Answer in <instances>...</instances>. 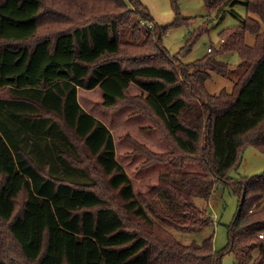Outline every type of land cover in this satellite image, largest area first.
Masks as SVG:
<instances>
[{
  "label": "trees",
  "instance_id": "obj_1",
  "mask_svg": "<svg viewBox=\"0 0 264 264\" xmlns=\"http://www.w3.org/2000/svg\"><path fill=\"white\" fill-rule=\"evenodd\" d=\"M204 2L221 20L240 6L248 17L186 65L162 45L168 28L143 26L140 0H0V264H264V173L231 176L244 148L264 154V0ZM139 27L146 42H126ZM230 54L246 69L213 96ZM218 183L239 200L226 251L213 237L183 245L168 228L212 226L193 197Z\"/></svg>",
  "mask_w": 264,
  "mask_h": 264
},
{
  "label": "rangeland",
  "instance_id": "obj_2",
  "mask_svg": "<svg viewBox=\"0 0 264 264\" xmlns=\"http://www.w3.org/2000/svg\"><path fill=\"white\" fill-rule=\"evenodd\" d=\"M142 5L148 9L151 21L142 22L143 26L150 30H157L159 28L167 29V34L162 38V45L167 50L168 55L171 57L180 56L183 64L189 65L199 62L205 59L210 52L209 48L219 49L221 46L222 35L239 27L241 25L242 18L248 17V12L242 6L238 7L239 14L242 18H234L231 15H226L224 20L220 19V15H210L204 0H140ZM179 21H190L192 26L177 27L176 24ZM209 23L210 27L208 32L203 34L198 43L194 46L190 53L184 54V47L186 46V40L189 35L196 29L199 30L201 26H206ZM139 27V34L127 33L123 38L126 42L139 43L143 45L148 37V31ZM264 30V29H263ZM194 33V32H193ZM246 42L249 46H253L255 43V37L248 35ZM222 60L232 65L233 71L228 76H220L213 73L212 78L207 82V90L213 95L217 96L222 91H226L231 94L237 81L244 73L246 68L241 67V60L237 54H230L223 57ZM2 97L8 95V90L0 93ZM39 113L38 109H34V115ZM7 112H0L2 116ZM3 119V118H2ZM32 121V120H29ZM4 122V119H3ZM18 125H20L18 123ZM16 130V128H13ZM24 130V129H22ZM27 131V130H26ZM18 138L19 132L15 133ZM22 136L23 132L20 133ZM29 135L34 136L29 132ZM22 144H26L22 142ZM45 143L43 144V146ZM25 146V145H23ZM29 151L33 152V148L30 147V143L27 144ZM42 155H39L38 159H41ZM264 173V154L255 149L252 146L244 148L243 161L239 168L232 171L231 176L235 179L250 178L253 176L261 175ZM105 183V182H104ZM104 191V186L101 184ZM102 191V194L104 193ZM112 193V192H110ZM196 205L203 211H207L212 215L214 223L212 226L203 228L198 232H182L176 229L168 228V230L180 241L183 245H191L193 243H202L205 239L213 237L214 249L219 253H224L229 245V233L228 229L232 225L235 215L238 210L239 200L238 196L234 194L231 187L226 186L223 183H218L211 198L203 200L197 196L193 197ZM160 208L169 211L170 206L168 202L163 201L162 198L156 200ZM262 203L256 206V209L262 207ZM150 210L148 207H145ZM151 216L154 215L149 212ZM155 218V217H154ZM12 255V254H11ZM11 255H7L10 258ZM6 257V256H4ZM222 264H238L237 258L234 253L225 254L222 259Z\"/></svg>",
  "mask_w": 264,
  "mask_h": 264
},
{
  "label": "built area",
  "instance_id": "obj_3",
  "mask_svg": "<svg viewBox=\"0 0 264 264\" xmlns=\"http://www.w3.org/2000/svg\"><path fill=\"white\" fill-rule=\"evenodd\" d=\"M261 238H263V236H260Z\"/></svg>",
  "mask_w": 264,
  "mask_h": 264
}]
</instances>
